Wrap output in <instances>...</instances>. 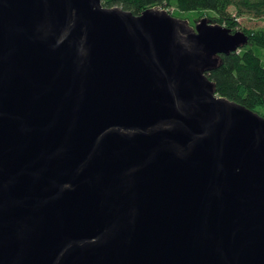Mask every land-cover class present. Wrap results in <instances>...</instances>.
Wrapping results in <instances>:
<instances>
[{
    "label": "water",
    "instance_id": "95a60500",
    "mask_svg": "<svg viewBox=\"0 0 264 264\" xmlns=\"http://www.w3.org/2000/svg\"><path fill=\"white\" fill-rule=\"evenodd\" d=\"M247 42L0 0V264H264V118L207 76Z\"/></svg>",
    "mask_w": 264,
    "mask_h": 264
},
{
    "label": "trees",
    "instance_id": "16d2710c",
    "mask_svg": "<svg viewBox=\"0 0 264 264\" xmlns=\"http://www.w3.org/2000/svg\"><path fill=\"white\" fill-rule=\"evenodd\" d=\"M102 6H118L134 15L156 6L173 8L172 16L187 22L189 27L205 16L210 24L223 26L231 34H245V46L219 56L218 66L207 76L215 83L216 94L264 118V0H102ZM189 13L196 14L193 25L183 18ZM243 16L261 20L262 26L255 30L240 28L238 19Z\"/></svg>",
    "mask_w": 264,
    "mask_h": 264
},
{
    "label": "rangeland",
    "instance_id": "374dc122",
    "mask_svg": "<svg viewBox=\"0 0 264 264\" xmlns=\"http://www.w3.org/2000/svg\"><path fill=\"white\" fill-rule=\"evenodd\" d=\"M167 11L172 15V13L174 12V9L173 8H167ZM195 16H196V14H194V13L183 14V18L190 20L191 25H193V20H194ZM201 18H203V17H201ZM201 18H200V20H201ZM199 22H196V24H198ZM238 24H239L240 28H246V29H251V30H255V28H259L262 26L261 20L251 19L250 17H247V16H243V18L238 19ZM194 26H193V28H194Z\"/></svg>",
    "mask_w": 264,
    "mask_h": 264
}]
</instances>
